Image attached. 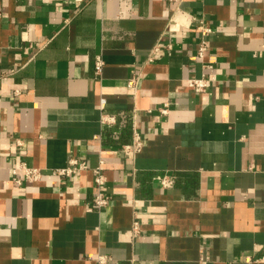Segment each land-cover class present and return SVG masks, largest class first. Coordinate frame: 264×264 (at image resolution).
I'll return each instance as SVG.
<instances>
[{
  "label": "crops",
  "instance_id": "crops-1",
  "mask_svg": "<svg viewBox=\"0 0 264 264\" xmlns=\"http://www.w3.org/2000/svg\"><path fill=\"white\" fill-rule=\"evenodd\" d=\"M200 22L213 29L203 58ZM134 109L136 156L120 149ZM71 157L89 169L55 175ZM101 159L110 201L98 211ZM20 161L42 179L13 184ZM164 174L176 177L170 189L154 179ZM98 256L264 264V0H0V264Z\"/></svg>",
  "mask_w": 264,
  "mask_h": 264
},
{
  "label": "built area",
  "instance_id": "built-area-1",
  "mask_svg": "<svg viewBox=\"0 0 264 264\" xmlns=\"http://www.w3.org/2000/svg\"><path fill=\"white\" fill-rule=\"evenodd\" d=\"M185 13H183L184 15ZM186 19L190 18V15L185 14ZM195 30L201 34V42L197 45V56L203 58L205 52L208 49L207 46V37L212 34L213 29L200 22L195 25ZM159 47L156 46L150 56L149 60H153L155 54L158 52ZM105 66V61L102 55H97L94 60V69L95 75L101 77L103 68ZM209 80L206 77L201 78H189L187 79V86L196 91L204 92L209 86ZM140 85V76H134L127 82V88L130 89L134 96H136ZM105 101L102 100L101 107L104 108ZM170 103L166 102L161 108L158 109L161 115H167L169 113ZM137 109H134L130 116L129 120L131 121V140L128 143H125L120 146V149L126 155L136 156L143 150L144 142L143 139L136 127L135 118H136ZM114 119L110 120L108 117L103 118V123L105 125L114 123ZM114 135L119 134V131H113ZM17 145H22L21 142L16 141ZM89 166L87 161L80 159L78 157H71L67 167L56 169L53 173L59 177H73L79 173L88 170ZM95 173L94 177V196L92 199L94 209L100 211L109 205L110 197L106 194V177H105V161L100 160L99 165L93 169ZM11 180L13 184L21 186L28 183H35L42 179L43 173L42 170L37 167H32L26 162L20 161L16 162L11 168ZM156 181H159L164 189H170L174 186L176 177L168 174L156 175L154 177ZM132 232L134 236H137L140 233V224L138 222L133 223ZM261 262H264V257L259 259ZM258 260V261H259ZM109 259L105 256H98L95 259L96 264H108Z\"/></svg>",
  "mask_w": 264,
  "mask_h": 264
}]
</instances>
